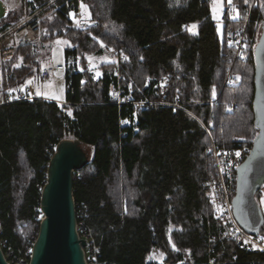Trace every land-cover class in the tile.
<instances>
[{"label": "trees", "instance_id": "trees-1", "mask_svg": "<svg viewBox=\"0 0 264 264\" xmlns=\"http://www.w3.org/2000/svg\"><path fill=\"white\" fill-rule=\"evenodd\" d=\"M52 1H21L0 21L3 34L41 10L32 20L39 24L38 40L18 41L13 57L0 63V92L39 76L47 63L40 54L45 45L68 42L61 71L67 105L35 99L0 107L4 255L32 248L48 162L57 143L70 138L92 152L73 174V197L85 204L77 223L88 229L104 264H264L263 250L224 236L202 188L214 172L210 138L222 148H251L258 133L253 49L262 9L241 5V19L248 20L247 58L241 62L225 45L209 0H82L94 23L85 29L70 25L77 0ZM112 48L126 56L124 95L153 104L136 110L111 103L115 65L102 64L95 79L87 58ZM228 74L232 79L225 84ZM255 197L260 205L261 192ZM256 235L264 239V223ZM153 248L160 262L152 258Z\"/></svg>", "mask_w": 264, "mask_h": 264}, {"label": "built area", "instance_id": "built-area-1", "mask_svg": "<svg viewBox=\"0 0 264 264\" xmlns=\"http://www.w3.org/2000/svg\"><path fill=\"white\" fill-rule=\"evenodd\" d=\"M22 2H31L33 0H20ZM53 0L49 5L53 4ZM257 0H240L236 2L226 1L224 5V13L218 25L221 27V33L225 45L231 49L234 59L244 62L247 58L248 44L246 40V28L248 20L241 19V5L251 10L255 7ZM81 4L85 5L82 0H77L71 15L70 25L77 29H85L93 26V21L87 10V15L82 13ZM86 6V5H85ZM87 8V7H86ZM41 11V10H40ZM36 11L31 15H27L20 23L0 34V63L10 60L14 55V39L19 38L26 42H35L39 38L40 28L37 21L32 22L38 14ZM108 58L115 64L113 76L117 80V85L113 86L110 91V101L118 108L123 105H130L138 110L141 107H147L151 102H133L124 95L122 89L123 73L121 70L122 63L126 60L125 54L121 50L112 48L108 51ZM63 65L54 67L46 66L41 69L39 79L41 82L48 81L52 74L62 71ZM231 75L226 76L225 84L231 80ZM167 79L163 80L165 84ZM35 99L44 100L43 96H38L32 87H19L3 90L0 92V107L6 104L19 101H32ZM54 101V100H53ZM58 102V101H54ZM64 105L68 103L62 102ZM174 108L182 109L180 105L175 103H164ZM234 105H232V108ZM238 142L237 139H234ZM250 148L245 144H239L236 147L225 148L218 147L210 138V145L207 154L211 158L213 175L202 183V188L207 192L209 203L212 207V219L221 225L223 234L226 238L235 240L242 245H250L264 251V242L259 236H253L246 233L235 221L232 211V199L235 194L236 169L245 159ZM264 189V185L261 190ZM260 190V191H261ZM76 217L82 218L86 212L83 202L75 203ZM80 238L86 242L84 249L86 264H104L99 260V246L92 239L88 229L81 221L77 223ZM1 246V245H0ZM156 249H152V253H156ZM9 264H28L31 258V248L23 250L20 254L11 251L4 255ZM236 257L233 258L235 260Z\"/></svg>", "mask_w": 264, "mask_h": 264}, {"label": "water", "instance_id": "water-1", "mask_svg": "<svg viewBox=\"0 0 264 264\" xmlns=\"http://www.w3.org/2000/svg\"><path fill=\"white\" fill-rule=\"evenodd\" d=\"M25 43L21 41V45ZM253 58L252 109L258 133L249 153L236 169L232 211L236 223L249 235L257 236L264 223V211L255 197L264 185V23ZM91 159L92 152L78 139H62L55 146L40 193L39 213L43 217L28 264H86L83 249L86 242L80 238L77 228L73 174ZM0 264H9L1 246Z\"/></svg>", "mask_w": 264, "mask_h": 264}, {"label": "rangeland", "instance_id": "rangeland-1", "mask_svg": "<svg viewBox=\"0 0 264 264\" xmlns=\"http://www.w3.org/2000/svg\"><path fill=\"white\" fill-rule=\"evenodd\" d=\"M229 1V0H226ZM211 5V15L214 20H221L222 18V0H209ZM6 2L3 0H0V21L1 19L6 15L7 13V7L5 6ZM10 4H16L15 1H13ZM216 8L215 18H214V12L213 8ZM20 8L17 7V10ZM219 32H221V28L218 27ZM261 34V26L259 28V32L257 35V41ZM20 37L14 39V44L18 42ZM68 46V42L62 39H58L53 43H49L45 45L42 50L40 51L41 56L46 57V66L54 67L58 64L65 65V57H64V50ZM108 51L105 52L102 55H91L87 58V65L89 68V71L94 76L95 79H98L101 77V69L100 66L102 64H113L112 61L108 58ZM115 65V64H114ZM34 87H36V91L38 96H43L47 101H53V100H59V97H62L63 92L65 90L64 87V80H63V73L61 71L54 72L51 76V78L46 82H41L39 79V76L36 78V81H34ZM39 93V94H38ZM65 101L59 100L57 102L58 105L62 106L64 105ZM232 107V106H231ZM237 139V138H234ZM261 192V198L259 200L260 205L262 208H264V189L260 191ZM143 205L146 206L148 204V198L146 196L143 197ZM264 242V239H262ZM153 260L160 262L162 259V255L158 252L152 254Z\"/></svg>", "mask_w": 264, "mask_h": 264}, {"label": "crops", "instance_id": "crops-1", "mask_svg": "<svg viewBox=\"0 0 264 264\" xmlns=\"http://www.w3.org/2000/svg\"><path fill=\"white\" fill-rule=\"evenodd\" d=\"M3 1H5L6 2V4H5V6L7 7V12L8 11H10V10H15V9H17V7H19V6H21V1L20 0H3ZM13 1H15V3L16 4H10V3H12ZM225 2H226V0H222V16H223V13H224V5H225ZM257 6L258 7H260V9H262V11H263V14H264V0H257ZM7 14V13H6ZM214 20V19H213ZM215 21V24L217 25V26H219L218 25V22L220 21H217V20H214ZM220 27V26H219ZM221 28V27H220ZM34 81H36V79H33V80H31V81H28L23 87H32L35 91H36V87H34ZM36 94H37V92H36ZM42 96V95H41ZM64 96H65V90H64V92H63V95H62V97H59V100H61V101H64L65 99H64ZM59 100H54V101H59Z\"/></svg>", "mask_w": 264, "mask_h": 264}, {"label": "snow or ice", "instance_id": "snow-or-ice-1", "mask_svg": "<svg viewBox=\"0 0 264 264\" xmlns=\"http://www.w3.org/2000/svg\"><path fill=\"white\" fill-rule=\"evenodd\" d=\"M229 2H231V0H229ZM81 10H82L83 14L87 15V8H86L85 5L81 4ZM213 12H214V18H215V13H216V8L215 7L213 8ZM70 15H74V14L70 13ZM193 27H195V26H193ZM69 114H71V113H69Z\"/></svg>", "mask_w": 264, "mask_h": 264}, {"label": "bare ground", "instance_id": "bare-ground-1", "mask_svg": "<svg viewBox=\"0 0 264 264\" xmlns=\"http://www.w3.org/2000/svg\"><path fill=\"white\" fill-rule=\"evenodd\" d=\"M135 101V100H134Z\"/></svg>", "mask_w": 264, "mask_h": 264}]
</instances>
